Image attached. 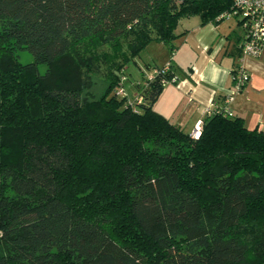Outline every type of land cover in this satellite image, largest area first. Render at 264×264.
<instances>
[{"label": "trees", "instance_id": "16d2710c", "mask_svg": "<svg viewBox=\"0 0 264 264\" xmlns=\"http://www.w3.org/2000/svg\"><path fill=\"white\" fill-rule=\"evenodd\" d=\"M230 6L0 0V264H264V131L225 94L196 138L169 121L153 103L171 68L141 102L113 92L150 42L172 52L180 20Z\"/></svg>", "mask_w": 264, "mask_h": 264}, {"label": "crops", "instance_id": "0c3cea01", "mask_svg": "<svg viewBox=\"0 0 264 264\" xmlns=\"http://www.w3.org/2000/svg\"><path fill=\"white\" fill-rule=\"evenodd\" d=\"M238 25L232 18L217 24H201L197 16L184 18L175 30L181 34L173 40L172 52L162 42L155 44L161 64L152 55L149 62L139 58L147 68L154 64L152 71L170 61L171 71L178 77L175 83L162 88L153 109L184 131L191 132L195 122L202 119L232 86L233 68L243 65L249 72V79L228 106L234 116L242 118L246 127L257 126L264 131V52L259 57L241 55L242 29ZM138 71L133 75L135 78L132 77L139 78L136 82L146 76L144 69L139 67ZM124 88L127 96L133 98L137 83H130L129 89Z\"/></svg>", "mask_w": 264, "mask_h": 264}, {"label": "built area", "instance_id": "2783aa9c", "mask_svg": "<svg viewBox=\"0 0 264 264\" xmlns=\"http://www.w3.org/2000/svg\"><path fill=\"white\" fill-rule=\"evenodd\" d=\"M220 19L234 18L242 29V37L239 45L242 56L259 57L264 52V0H231L229 10L222 12ZM171 68V62L168 61L161 67L154 69L151 73L143 77L137 85V92L133 98H129L122 86L125 83L124 77H121L120 84L116 89V94L126 96L129 101L141 102L142 94L138 93V89L146 86L147 83L157 73H166ZM178 77L173 74L170 78L162 79L161 84L165 86L168 83H175ZM233 84L225 93L224 103L229 104L234 95L238 93L249 79V72L243 65H238L232 74ZM124 80V81H123ZM226 111V108H225ZM229 115L232 112H227ZM202 126V119H198L190 134L198 137Z\"/></svg>", "mask_w": 264, "mask_h": 264}, {"label": "rangeland", "instance_id": "374dc122", "mask_svg": "<svg viewBox=\"0 0 264 264\" xmlns=\"http://www.w3.org/2000/svg\"><path fill=\"white\" fill-rule=\"evenodd\" d=\"M232 19L234 20V18H232ZM238 27H239V25H238ZM240 29H241V27H240ZM156 43H159V42H157V41L150 42L147 45V47L140 53V55L135 58V61H132V62L128 63L127 66L124 67L123 72H122V74L120 76V80H121L122 76L124 77V80H125V83L124 82L122 83L123 87L125 86L126 89H129V84L130 83H133V84L137 83V85H138L139 81L138 82H136V81L139 78L135 80L134 79L135 77L133 75H135V73L138 71L139 67L141 69H144V71L146 72L145 75H148V73L150 71L152 72V69L154 68V64H151L149 66V68H147L146 66H144L141 63L140 59L142 61L144 59V61H146V62L148 61L149 62L150 61V57L152 55L155 58H158V63L159 64L162 63L161 62L162 61L161 60V56L159 54H157V51H156V47H155ZM17 58H18V60L21 63H27V62L32 61V54H31L30 51L23 49V50L17 52ZM46 69H47V66L44 63L38 64V70H39L40 73H44ZM132 77H134V78L132 79ZM94 79H95L94 85L89 90H84L82 92V94H85L86 92H88L92 97L98 98L104 92V90L106 88V85H107V82L105 80H103V79H100V78H94ZM141 80H143V77L142 78L140 77V81ZM119 85H121L120 82L115 88L118 89L117 87ZM115 88H114L113 92L116 93V89Z\"/></svg>", "mask_w": 264, "mask_h": 264}]
</instances>
